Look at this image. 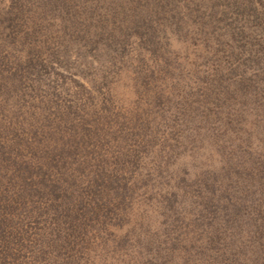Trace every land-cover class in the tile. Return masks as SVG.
Masks as SVG:
<instances>
[{"label":"rangeland","instance_id":"1","mask_svg":"<svg viewBox=\"0 0 264 264\" xmlns=\"http://www.w3.org/2000/svg\"><path fill=\"white\" fill-rule=\"evenodd\" d=\"M0 264H264V0H0Z\"/></svg>","mask_w":264,"mask_h":264}]
</instances>
